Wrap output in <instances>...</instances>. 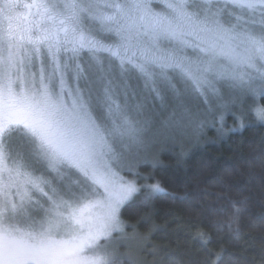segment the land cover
<instances>
[{"label":"snow or ice","instance_id":"snow-or-ice-1","mask_svg":"<svg viewBox=\"0 0 264 264\" xmlns=\"http://www.w3.org/2000/svg\"><path fill=\"white\" fill-rule=\"evenodd\" d=\"M222 88L264 96V0H0V264H117L122 207L164 191L117 169L223 125Z\"/></svg>","mask_w":264,"mask_h":264},{"label":"trees","instance_id":"trees-1","mask_svg":"<svg viewBox=\"0 0 264 264\" xmlns=\"http://www.w3.org/2000/svg\"><path fill=\"white\" fill-rule=\"evenodd\" d=\"M215 126L128 174L164 191L121 209L134 248L119 244L117 264H264V123Z\"/></svg>","mask_w":264,"mask_h":264},{"label":"rangeland","instance_id":"rangeland-1","mask_svg":"<svg viewBox=\"0 0 264 264\" xmlns=\"http://www.w3.org/2000/svg\"><path fill=\"white\" fill-rule=\"evenodd\" d=\"M188 54L190 56L194 55L191 52V50H189ZM131 83L135 84L136 82L131 81ZM258 85H259V81H255L253 84V86H258ZM221 92L224 95V100L227 104L226 108L222 109L223 114H224V122L222 125L223 128L231 127L233 128V130H235L236 129L235 127H238L241 124L240 120L236 118V117H240L241 113L247 114L246 117L243 118V125H244V121L249 119V115H252V113L254 115V112L252 111L253 109H255L256 107H264V102L262 99L264 96H260V95L253 96L250 94L238 93V92L227 93L225 92L223 88L221 89ZM174 104H175V101L171 98L170 94L168 98L165 100L163 105H161L159 101H152L147 104L145 116L151 118L154 126H158L159 121H161L162 119L166 117L167 113L173 108ZM186 104L193 111H196L197 109L204 107L200 99L196 97H191L188 100H186ZM217 121H218V117H217ZM219 124H220L219 122H215L214 124L206 122L203 128L200 129L199 131L193 132L192 130H188L184 134L177 133L170 137H158L155 139L149 138L147 141L146 148L144 150V157L141 160V162L136 166V168L131 172L128 171L127 169H117V171H119L120 175L123 176L125 179L134 180L137 183V178H134V177L139 173V166L141 164L153 163L154 161L158 159L157 158L158 153L166 149L180 148L182 145L184 146L186 143L195 144L197 142H200V137L203 136V132L205 131L206 128L208 127L212 128L213 126L217 127L215 125H219ZM218 128H221V126H218ZM128 174H131L134 177L132 178ZM36 199H40V198L37 196ZM125 231L127 232L126 227H125ZM131 236L132 238L128 240L127 242L128 244H131V249H132L134 248L133 247L134 238H133V235ZM121 243L125 244V242L123 241H117L115 244V247L117 248L118 253H120L118 246ZM132 251L133 249L131 250V252Z\"/></svg>","mask_w":264,"mask_h":264},{"label":"flooded vegetation","instance_id":"flooded-vegetation-1","mask_svg":"<svg viewBox=\"0 0 264 264\" xmlns=\"http://www.w3.org/2000/svg\"><path fill=\"white\" fill-rule=\"evenodd\" d=\"M15 135V134H14Z\"/></svg>","mask_w":264,"mask_h":264}]
</instances>
